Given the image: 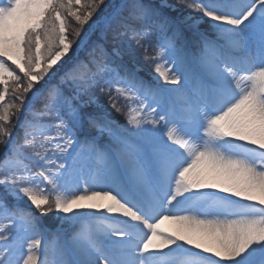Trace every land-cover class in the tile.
<instances>
[{
	"label": "snow or ice",
	"instance_id": "snow-or-ice-1",
	"mask_svg": "<svg viewBox=\"0 0 264 264\" xmlns=\"http://www.w3.org/2000/svg\"><path fill=\"white\" fill-rule=\"evenodd\" d=\"M0 148V264H264V0H0Z\"/></svg>",
	"mask_w": 264,
	"mask_h": 264
},
{
	"label": "rangeland",
	"instance_id": "rangeland-1",
	"mask_svg": "<svg viewBox=\"0 0 264 264\" xmlns=\"http://www.w3.org/2000/svg\"><path fill=\"white\" fill-rule=\"evenodd\" d=\"M71 22L74 24V21H71ZM201 31L211 32V29L208 27L207 22H205L201 26ZM87 32H88V28H87V26H85V32L81 34V39L84 38V36ZM188 35L191 38V33H189ZM98 36H99V33L91 35V39L96 40ZM70 38H71V36H70ZM68 55L73 56L74 51L70 52ZM145 71H151V66L145 65ZM120 119L122 120L123 118L120 117ZM2 151H3V149L0 148V153H2ZM42 219H43V223L45 224V226L52 232H55L58 228H60L62 226L61 221L56 219L53 213H50L47 217H44ZM63 227L68 228V225L65 224V225H63ZM177 227H178V225L176 223H174L173 221H164L161 224L162 229H167L169 231L175 230Z\"/></svg>",
	"mask_w": 264,
	"mask_h": 264
}]
</instances>
